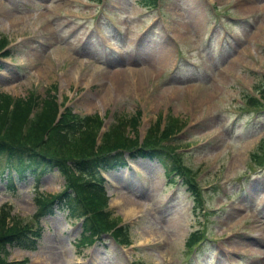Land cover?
Instances as JSON below:
<instances>
[{"label": "rangeland", "instance_id": "obj_1", "mask_svg": "<svg viewBox=\"0 0 264 264\" xmlns=\"http://www.w3.org/2000/svg\"><path fill=\"white\" fill-rule=\"evenodd\" d=\"M151 2L0 0V47L9 42L0 53V94L33 96L41 110L57 92L60 103L106 126L127 121L131 138L168 117L183 127L169 144L182 149L197 175L206 212L197 210L185 182L168 185L172 161L136 160L105 184L111 217L129 224V246L81 239V222L55 207L40 217L38 249L11 248L9 260L264 264V167L252 157L264 148V111L248 103L264 82V0H161L159 8ZM0 162V209L26 225L39 213L35 179L26 175L13 192ZM41 182L38 196L66 186L59 170ZM198 228L208 241L191 253L189 236Z\"/></svg>", "mask_w": 264, "mask_h": 264}, {"label": "trees", "instance_id": "obj_2", "mask_svg": "<svg viewBox=\"0 0 264 264\" xmlns=\"http://www.w3.org/2000/svg\"><path fill=\"white\" fill-rule=\"evenodd\" d=\"M259 89L260 97L254 101L264 106V86ZM56 98L55 95L54 100L43 101L44 106L38 110V102L33 96L18 98L0 94V161L4 158V167L15 168L22 180L26 175H32L36 183H40L45 173L56 169L66 176V188L62 192L36 198L39 207L36 216L52 213V208L56 207L67 211L73 219L83 220V233L90 237L88 239L101 230L111 232L114 229V236L128 242L127 227H115L110 212L104 210L106 196L100 172L126 166L125 152L133 158L161 155L158 143L165 136H171L177 125L171 122L161 129L160 122H156L150 127L145 141L140 142L138 134L135 138L126 135L125 129L130 124L119 120L99 140L103 122L98 116H86L77 121V125L68 122L75 118L71 112L56 120L59 114ZM178 162L177 158L173 163L174 171ZM0 212L3 213L0 216V264H15L7 259L8 248H33L36 245L34 237L40 234L29 224L14 219L6 209Z\"/></svg>", "mask_w": 264, "mask_h": 264}, {"label": "bare ground", "instance_id": "obj_3", "mask_svg": "<svg viewBox=\"0 0 264 264\" xmlns=\"http://www.w3.org/2000/svg\"><path fill=\"white\" fill-rule=\"evenodd\" d=\"M159 51V50H158ZM160 58V57H159ZM158 60V59H157ZM156 61V60H155ZM159 61V60H158ZM161 61V60H160ZM160 63V62H159ZM162 63V62H161ZM161 63H160V65H161ZM153 64V63H152ZM155 64V63H154ZM153 66H155V65H153ZM156 67V66H155ZM104 77H106V76H104ZM71 78V77H70ZM100 84H102L101 82H100ZM121 92V91H120ZM108 96L109 95H106V96H103V100H102V102H104V101H106L107 99H109L108 98ZM146 147V146H145Z\"/></svg>", "mask_w": 264, "mask_h": 264}]
</instances>
